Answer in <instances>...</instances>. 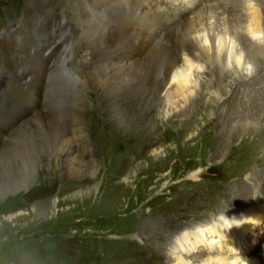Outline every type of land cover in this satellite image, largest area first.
<instances>
[{"label": "rangeland", "instance_id": "1", "mask_svg": "<svg viewBox=\"0 0 264 264\" xmlns=\"http://www.w3.org/2000/svg\"><path fill=\"white\" fill-rule=\"evenodd\" d=\"M26 1L0 0V29L9 25L12 20L23 17L22 10L26 7ZM48 1H42V5L47 6L43 12L45 16L51 7V2ZM61 2L63 0L55 4L59 5ZM113 23L114 20L109 24ZM104 24L105 22H101L99 27L105 26ZM83 29L81 25V31ZM107 30L109 32V29ZM82 38L84 36L81 40ZM15 40L24 50L28 48L27 43ZM1 41L0 70L3 65L2 51L5 49ZM34 41H37V38ZM18 43L11 44L13 54H15L13 45L17 46ZM235 46L234 43L230 45L232 48ZM95 54L99 58L102 57L101 52L96 51ZM112 56L106 57V61ZM158 62L159 64L162 62L160 55L154 56L152 60L154 68L159 67ZM228 69L232 77L237 75L238 71L231 63ZM250 70L251 66H247L244 73L249 74ZM16 71L17 65L14 66L13 72L2 79L18 83L29 81L33 77L35 84L42 80V75L36 70H25L23 75H18ZM230 77L222 80L221 87L229 84ZM248 78L250 77L246 78L248 84L253 85L251 78ZM49 84L53 85L51 82ZM5 86L0 93L3 95L4 108L6 101L9 102V108L6 107L9 114L6 111L0 112V166L9 171V176L3 181L6 182L3 188L0 184V227L5 225L11 228H7L9 231L0 235V264H175V256H181L191 264H201L198 257H194L200 253L208 254L205 243L211 250L208 254L210 256L218 253L230 257L234 255L236 264H243L246 257L261 259L264 262V247L260 248L262 250L260 254L255 253L257 251L255 249L250 255L247 253L242 258L235 252L224 253L222 246L217 250V239H209L204 243L200 235L196 242L191 241V245L177 250V254L175 251L181 234L189 232L191 236L189 238L195 240L192 239V232L197 230L205 232L220 213L235 214L241 210L240 208H252L255 216L259 215L257 216L260 218L259 222L264 220V120L260 117L264 114V105L259 108L260 113L257 111L260 117L257 116L260 130L248 133L245 137L241 135L233 141H228L221 133L225 127L221 121L222 117L219 119L214 117L215 114L219 115L220 111L224 113L226 105H230L229 109L232 112L235 108L229 103L233 100H225L223 97L216 104H211V111L207 112V117L205 114L199 117L200 110L196 109L194 118L197 122L192 120L187 126L179 125L178 120H168L172 112L168 104L162 105L157 117H153L157 120L156 132L161 140L148 147L154 133L152 124L142 127V122L136 119L130 120L128 125L123 124L114 116L104 115L106 106L104 97L90 95V101L87 102L88 111L81 115L82 120L85 119L84 130L92 133L91 138L90 136L87 138L91 157H83L86 158L84 160L88 165L85 173L70 177L66 172L69 157L64 159L55 154L61 134L59 130L53 131L54 133L52 131L37 133V122L31 121L30 126L8 134L11 128H16L19 123L26 122L28 117L30 119L33 113L43 109L44 98L41 97L42 104L37 102V109L29 108L25 103V94L21 90L12 88L6 92ZM230 87H226L228 97L231 96ZM240 88L242 86L235 90L243 92ZM206 89L207 92L204 91V94L207 95L201 99L203 103L208 104L213 96L208 92L210 88ZM262 97L264 96H261L258 102L254 100L256 106L259 107L260 100H264ZM241 98L244 99L243 96H238V101L242 100ZM223 100L225 101L222 102ZM83 105L85 106L82 104L81 108ZM195 106L200 108L201 105L197 103ZM99 107L103 111H99ZM217 107L219 113L213 110ZM191 109L195 110L194 106ZM240 110L241 107L235 112ZM64 127L69 129L68 124ZM108 129L116 134L114 138L105 137L107 134L105 131ZM144 133L150 135H146L140 144ZM93 135L98 146L95 145ZM162 150L167 153H163ZM153 151L159 152L156 159L151 157ZM252 152L257 153L259 164L252 165ZM29 156H33L32 160L35 161L37 168L32 186L27 188L28 190L13 193L14 182L16 183L21 176L19 169L23 171L25 169L23 173L26 174L31 171L28 165L26 167L22 165L23 161H29ZM38 157H46L47 165L41 166ZM90 170L96 171L93 178L89 176ZM0 173L5 177L4 170L0 169ZM182 181L191 187L177 184ZM190 198L194 203L204 199L208 201V205L196 208L192 202L186 203ZM6 202L8 204H5ZM4 204L8 208L1 212ZM183 205L188 209H185V215L179 218L178 210ZM12 206L14 208H11ZM174 212L175 215L170 214ZM15 215L18 216L14 218L15 220L6 221L7 217ZM236 217L231 216L232 220L224 217L227 220L221 222L224 224H228V220L238 222L233 220ZM200 249H203V252L199 251ZM240 254L242 255V252Z\"/></svg>", "mask_w": 264, "mask_h": 264}, {"label": "bare ground", "instance_id": "2", "mask_svg": "<svg viewBox=\"0 0 264 264\" xmlns=\"http://www.w3.org/2000/svg\"><path fill=\"white\" fill-rule=\"evenodd\" d=\"M42 1L27 0L26 7L22 10L23 17L18 20H12L9 25L0 29L1 44L5 46L2 51L3 65H1L0 70L1 92L4 90L5 84L8 85L7 87L5 86L6 92L13 88V84L2 79L3 76L13 72L14 66L17 65L14 55L11 53V44L18 43L15 39L22 40L29 45L30 51L37 52L39 49L38 42L41 41V38L48 30L46 27L47 18L43 13L47 6H45L46 4L43 6ZM53 1L49 0L48 2ZM197 2L198 5L195 6L196 8L190 14L183 17L176 25L172 24L168 28L164 27L162 23L153 22V20H162L159 22H163L166 17H172L183 12V9L176 6L175 0H134V3L133 0H130L119 11L116 23L117 30L112 29L110 31L109 28L105 27V24V26L99 27L98 24L100 23L98 21L96 23L83 22L81 25L84 29L82 30L83 32H80L79 39L69 44L67 50L61 52L54 63L55 66L50 78V82L53 85H50L49 94L44 99V108L35 113L33 111L30 119L28 117L26 122L19 123L16 128H11L12 130L10 129L11 131L9 130L8 134L10 135L25 126H30L31 121L37 122V133L43 132L44 134V132L49 133L59 130L61 134H59L60 138L56 151L54 150L55 154L64 159L69 157V162L66 163V172L70 177H77L82 175L83 172L85 173L84 170H87L86 166L88 165L84 159L91 157V148L87 143V138L89 136L91 138L92 133H87L84 130L83 121L85 119L82 120L81 115V113L85 115V112L88 111L87 102L90 101V95H95L97 98L99 96L104 97L106 99L104 115L114 116L123 124L131 122L130 120L132 119L142 122V127H145L146 124H152L154 133H152L153 137L149 141L148 147H152L161 140L158 132H156L155 125L157 120L153 119V117L156 118L159 108L166 104H168V108L172 112L168 120H178L179 125L187 126L192 123V120L196 121L194 118L197 112L196 109L200 110L199 117L204 114L207 117V112L211 111V104H216L218 100L220 101L224 97L225 100H233L229 104L235 109L233 108L234 110L230 112V105H226L225 112L221 113L220 111L219 113L217 107L213 110L219 115H213L218 119L222 117L221 121L225 127L220 132L223 133L228 141H233L235 140L234 138L241 137V135L245 137V135L255 132L257 129L260 130L257 121L260 117L264 120V114L259 117L257 111L264 105V100H260L259 107L255 105L254 100L259 101L261 96H264V69L262 70L264 68V0H197ZM139 6H142V8ZM136 20H142L141 22L146 26L144 27L146 29L141 30V35L147 36L148 32L154 30V28L159 30V33L156 30L154 31L155 35L151 36V40L137 39L138 47H135L132 41V32L137 26ZM107 29H109V32ZM16 32L17 35H15ZM82 36L84 38L81 40ZM36 38L37 41H34ZM233 43L236 45L235 48L230 47ZM96 51L102 53L101 58L95 56ZM156 55L162 56V62L161 64L158 62L159 67L154 68L152 60H154ZM108 56H112V58L110 57L106 61L105 58ZM230 63L238 71L236 73L238 78H236L237 75L232 77L229 74L228 66ZM247 66H251L249 74L244 73L247 70ZM200 76L201 79H199ZM229 77V84L221 87L223 84L222 80ZM247 77L251 78L253 85L248 84L249 82L246 81ZM239 86H242L240 89L243 92L235 90ZM226 87L231 89L229 90L231 93L230 97L227 96ZM206 88H210L208 92L213 96V99H210L208 104L203 103L201 99L207 95L206 93L204 94V91L207 90ZM238 96H243L244 99L241 98L242 100L238 101ZM262 98L264 99V97ZM98 100L100 101V99ZM51 103L52 105H50ZM197 103L201 105L200 108H196L198 107L195 106ZM3 104L2 96H0V107ZM82 104H85L83 108H81ZM248 104L249 107H247ZM193 106L195 110L191 109ZM6 107L9 108L7 101ZM240 107V112H235ZM100 108L99 111L101 110ZM232 115L234 116L231 117ZM65 124L69 125V129H66V126L64 127ZM106 132L105 137L108 138H114V135H116L111 129ZM150 132L152 131L150 130ZM146 135L150 134L144 133L139 141L140 144H142ZM93 140L96 142L95 145L98 146L94 135ZM156 151L152 152V158L156 159V157H159L157 154L159 152ZM163 153L166 154L167 152L163 151ZM32 157L29 156L30 162H22L23 167L28 165L31 171L26 174L23 173L25 169L24 171L19 169L21 176L20 179L16 178L18 179L16 183L14 182L13 193H18L32 186L34 173L37 169ZM251 157L252 165L254 163L259 164L256 152H252ZM38 159L41 166L47 165L45 162L46 157H38ZM0 169L5 171V177L0 173V184L1 188H3L6 185V182L3 181L7 180L9 171L2 166H0ZM95 173L96 171L90 170L89 176L93 178ZM177 184L186 183L182 181ZM7 202L5 204H8ZM190 202L196 208L208 205V201L204 199L199 203H194L191 198L186 201V203ZM5 204L1 212H5V208H8L5 207ZM11 208L14 207L12 206ZM185 209L187 210L188 207L183 205L178 210L180 211L179 218L185 215ZM243 209V213L249 212L247 219L250 220L251 228H256L260 223V218L257 217L259 215L256 214L255 216L252 208ZM170 214L175 215V212ZM17 217V215L9 216L6 221ZM222 220L226 221L227 219L223 217ZM227 222L228 224L217 223L212 225L206 230V234H218L217 237L220 241L222 240L221 245H218V247L222 246L224 253L231 254V252H235L234 249L241 247L243 241L240 237L241 235L234 236L230 231L237 222H231L230 220ZM243 224H245L246 229L247 223L243 222ZM235 227H238V225ZM7 228L11 227L1 226L0 235L7 230L9 231ZM227 230L230 233L227 234ZM192 234V239H195V242L199 235L202 237L198 231L192 232ZM231 235L236 237L238 241L236 242L232 239ZM189 237H191L189 232L179 236L178 249H175L176 254L177 250L185 249L187 245L192 244ZM205 246L207 247V244ZM208 248H206V251L208 250L207 253L209 254L210 250ZM199 251L203 252V249ZM208 254L202 255L200 253L194 258L198 257L197 259L201 264H236L234 255L230 257V255L226 256L220 253L215 256ZM248 254L250 255L251 251ZM246 258L243 260V264H264L261 259ZM174 260L175 264H191L181 256H175Z\"/></svg>", "mask_w": 264, "mask_h": 264}]
</instances>
